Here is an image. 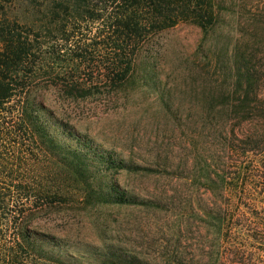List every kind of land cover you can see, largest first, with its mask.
<instances>
[{
    "label": "trees",
    "instance_id": "obj_1",
    "mask_svg": "<svg viewBox=\"0 0 264 264\" xmlns=\"http://www.w3.org/2000/svg\"><path fill=\"white\" fill-rule=\"evenodd\" d=\"M182 24L201 29L203 70L223 84H187L190 104L184 112L174 109L163 84H147L169 112L174 131L187 128L181 152L167 137L155 140L158 149L129 156L106 150L41 100L35 82L51 75L73 81L88 73L89 84H104L97 92L136 85L129 83L142 64L155 65L146 58L158 51L160 36ZM231 28L216 0H0V264H152L115 243L79 249L41 231V202L52 206L61 197L55 184L41 186V152L79 184L89 205L173 204L180 213L182 185L144 198L109 179L115 172L170 176L217 198L233 182L243 184L244 179L228 180L217 165L264 154V36L255 55L234 52ZM201 212L207 222L214 218L207 207ZM171 261L186 264L180 254Z\"/></svg>",
    "mask_w": 264,
    "mask_h": 264
},
{
    "label": "rangeland",
    "instance_id": "obj_2",
    "mask_svg": "<svg viewBox=\"0 0 264 264\" xmlns=\"http://www.w3.org/2000/svg\"><path fill=\"white\" fill-rule=\"evenodd\" d=\"M216 2L223 20L232 26L234 52L246 49L255 55L257 42L264 36V0ZM205 41L200 28L184 24L163 33L157 40L158 51L146 58L150 64L155 62L154 67L142 64L136 79L129 83L136 85L119 93L97 92L95 87L104 84H89L88 73H79L73 81L60 75L40 77L35 84L41 87V100L60 119L106 150L129 156L131 151L158 149L155 140L167 137L178 153L186 146L187 128L182 123L174 131L167 120L169 112L147 84H163L171 91L174 109L180 106L183 112L190 104L187 84H223L221 79L206 77L203 70ZM259 57L263 58L264 52ZM100 75L96 70V77ZM73 86L91 91L78 94L66 89ZM225 163L217 165L218 170H224L228 180L240 178L244 182L237 186L233 182L219 198L203 188L198 191L190 183L171 181L166 175L110 174L109 179L120 187L144 198L182 185L186 192L177 214L173 204L167 209L86 204L79 184L41 152V186L51 182L61 196L52 206L41 202V231L79 249L115 243L135 250L152 264H172L176 254L186 264H264V154L234 156ZM203 207L210 210L212 220L207 222Z\"/></svg>",
    "mask_w": 264,
    "mask_h": 264
}]
</instances>
